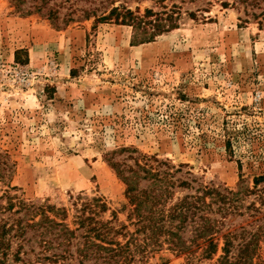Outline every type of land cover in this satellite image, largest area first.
Wrapping results in <instances>:
<instances>
[{
  "label": "rangeland",
  "instance_id": "rangeland-1",
  "mask_svg": "<svg viewBox=\"0 0 264 264\" xmlns=\"http://www.w3.org/2000/svg\"><path fill=\"white\" fill-rule=\"evenodd\" d=\"M155 1L129 5L160 11ZM171 3L177 28L141 42L127 25L64 26L61 15L52 23L0 0L1 205L70 209L84 194L103 198L104 217L117 211L121 224L124 185L109 159L132 164L110 155L127 148L179 169L173 179L194 188L243 192L244 206L264 213V25L220 1ZM240 210L226 220L234 227L253 220ZM183 263L164 249L148 260Z\"/></svg>",
  "mask_w": 264,
  "mask_h": 264
},
{
  "label": "trees",
  "instance_id": "trees-1",
  "mask_svg": "<svg viewBox=\"0 0 264 264\" xmlns=\"http://www.w3.org/2000/svg\"><path fill=\"white\" fill-rule=\"evenodd\" d=\"M165 1H155L160 11L145 8L140 13L138 6L130 7V0H9L15 10L39 14L52 23L61 15L64 26L90 18L127 25L139 32L141 42L177 28L180 6ZM202 1L234 6L264 25V0ZM186 13L196 17V12ZM123 153L132 164L109 159L124 185L123 223H117V211L104 217L109 209L103 198L84 194L73 199L70 209L0 204V264H148L162 249L183 257V264L202 259L213 264H264V213L254 202L244 206L243 192L211 185L194 188L188 180L173 179L179 169L171 171L156 156L139 155L134 149L121 148L110 155ZM176 189L193 193L175 197ZM257 198L264 202V196ZM242 208L252 211L248 216L253 220L234 227L226 220L243 217Z\"/></svg>",
  "mask_w": 264,
  "mask_h": 264
}]
</instances>
